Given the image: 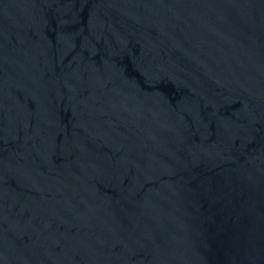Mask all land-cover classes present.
<instances>
[{
    "label": "water",
    "instance_id": "1",
    "mask_svg": "<svg viewBox=\"0 0 264 264\" xmlns=\"http://www.w3.org/2000/svg\"><path fill=\"white\" fill-rule=\"evenodd\" d=\"M0 264H264V0H0Z\"/></svg>",
    "mask_w": 264,
    "mask_h": 264
}]
</instances>
